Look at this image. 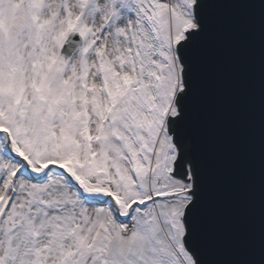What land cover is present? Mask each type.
Masks as SVG:
<instances>
[{"label":"snow or ice","instance_id":"6c2138e0","mask_svg":"<svg viewBox=\"0 0 264 264\" xmlns=\"http://www.w3.org/2000/svg\"><path fill=\"white\" fill-rule=\"evenodd\" d=\"M236 14L262 41L260 259L228 264H264V0H0V264H223L199 112Z\"/></svg>","mask_w":264,"mask_h":264},{"label":"water","instance_id":"95a60500","mask_svg":"<svg viewBox=\"0 0 264 264\" xmlns=\"http://www.w3.org/2000/svg\"><path fill=\"white\" fill-rule=\"evenodd\" d=\"M205 67L199 117L205 127L209 185L215 203L216 239L211 259L259 261L260 81L262 41L258 16L216 17ZM70 35L62 54L70 58L81 45Z\"/></svg>","mask_w":264,"mask_h":264}]
</instances>
